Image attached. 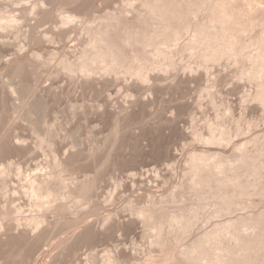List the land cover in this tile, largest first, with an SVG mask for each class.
Segmentation results:
<instances>
[{
  "label": "bare ground",
  "instance_id": "bare-ground-1",
  "mask_svg": "<svg viewBox=\"0 0 264 264\" xmlns=\"http://www.w3.org/2000/svg\"><path fill=\"white\" fill-rule=\"evenodd\" d=\"M21 1L27 3V0ZM30 1L28 0V2ZM135 1L123 0L125 4L122 5V3L120 8L109 10L99 16L95 15L96 19L94 17L90 18L94 0H32L29 6L26 4L21 7L22 9L19 8L21 12L23 11V15H15L12 10V13H9V10H6L7 13L4 10L0 13V30L9 32V29L12 28L13 32L11 30L10 34L14 33L15 36L20 31L19 27L23 24H20V20L24 19V15L26 16L27 13L31 14L33 12V19L37 17V23L44 21L47 17L58 19L56 24H53L55 27L53 25H50L52 27L48 26V29L45 32L43 31L42 34H40L41 31H37V33L40 32L38 35L33 31L30 33L28 30L27 33H30V35L28 34L30 38H28V41H32V45L37 43L36 46L33 45L34 48L38 46V43L44 42L45 39L50 41L59 36L62 38L67 30L65 29L67 25L80 24V32L84 31L85 37L81 38L83 41L80 43L79 51H77L75 57L70 58L65 53L58 57V53H49L52 59L58 57L56 60L58 68L55 67L51 76L56 77L61 70H66L70 73H67L68 75H80L83 79L85 78V81L86 78H93L96 74H108V76L111 74L116 78L119 73L128 74L134 79L133 83H130L131 92L128 88L129 93L126 95L130 93L131 97L134 94L137 95L133 103L137 108H131L130 111L124 110V112H122V108L121 114H116V112L110 110L103 117V122L105 121L108 128V133L103 140L104 143L95 146L87 154L88 156L92 154L94 156L92 160H94L99 151L104 152L97 159L99 161H97L96 166L98 165L99 172L101 168L105 167V164L111 163L112 165L114 163L116 158L111 157L112 151L110 150L114 147L111 145L115 143V148L117 146L122 150L127 147L124 149H130L131 152L129 157L125 158L124 156L125 159L115 162L117 165L120 162L121 164L122 162L123 164L126 162V164L131 162L133 164L137 155L144 153L140 145V139L143 135L145 136V133H143L145 131L141 134L131 133V128L135 124L144 122L147 115L152 114L147 111L148 104L141 98L140 92L141 90L142 92L147 91L145 88L147 86L149 88L152 80L155 87L152 89L158 91L159 88L161 89L160 84L163 82V73L173 71L179 64L174 59V57L178 58L177 52L178 54L188 55V60H191L188 61L185 57L188 63H185L186 61L182 65L180 63L179 65L182 68L178 65L180 70L192 73V71L196 72L200 69L199 76L201 78L204 73L210 70L209 68L212 70L215 62L227 60L234 63L236 65L234 77L236 76V79L242 81L247 79V81L250 80L254 83V86H252V88L254 87L253 91H249L251 93L248 95H242L244 98H241L243 101L245 97L250 98L249 100L255 103L252 106L253 109L260 110L262 112L260 113V115L262 114L261 119H264V0H138L140 5L133 4ZM56 4H59L60 7L64 6L66 9H56ZM48 5H51V7H48ZM69 5L75 7L67 9ZM37 23L36 25H38ZM14 27L19 30L16 31L17 33L14 32ZM54 34L57 36L54 37ZM19 35L20 32L17 36ZM3 42V40L0 42V46ZM17 44L21 43L18 42ZM16 47L20 50L23 46L21 44V47L20 45H16ZM40 52L33 49L31 56H12L13 58L9 61L6 60V64L0 62L7 65L9 76L7 77L9 81L5 82L6 84L1 86L2 89L0 90V115L14 109L11 106L14 104H9L10 99L8 102V98L11 96L8 97L7 94L16 92L19 103L16 106L14 105L15 110L21 108L23 119L27 120V124L32 131L34 130L37 133L36 136L38 134V136L42 135L43 138L37 136V142L34 144H36V148L45 150L50 146L49 139L51 138L46 136L49 131L43 128L41 123L43 120L40 121L39 118L41 117H37V115L42 116L47 111L46 108H48L49 102L45 100V95L44 97L42 95L36 96L32 101L29 99L33 89L32 85H34L30 84L29 77H38L35 60L40 55L43 56ZM1 56L0 60H3L5 56ZM0 66L3 67L4 65L0 64ZM152 71L157 73H150ZM175 77L178 78V76ZM93 81L91 80V82ZM178 81L176 84L179 85L174 84L173 86L179 88L184 83L186 84L188 79L185 82L180 77ZM148 83L149 85H147ZM235 83H238V81ZM205 85L200 86L198 93L201 91V97L202 92L203 95L209 96L213 105L216 106L215 104L219 103L214 101L216 99H213L215 96L214 91L212 93L210 85ZM98 91L100 92L99 87ZM247 98L246 100L249 101ZM246 100L245 102H247ZM213 105L211 106L214 108ZM73 107L75 110H81L77 108L80 106L73 105ZM219 108L215 107L214 110L217 109V112L220 113L221 111L222 113V109ZM217 112L216 115L219 114ZM215 114L213 117H215ZM220 114L216 116L217 119L212 118V122L211 120L210 122L205 121L206 125L204 124V127L207 130L204 132H199L200 130H196V128L192 129L191 134L181 130L179 133L177 132L180 137L181 135L184 138L186 136L191 142H202L203 147L197 146L186 151L182 167L184 178L177 183L173 190L164 195L150 198L146 202H127L128 206L131 207V215H133L127 226L142 223V237L146 239L148 245L147 261L149 263L264 264V206L259 204L261 199L264 200V197L262 198L264 195V132L239 137L241 129L243 134L247 126L244 125L245 128H242L241 125L236 123L238 120H235L236 124L232 125L233 122L225 121V113ZM163 116L159 118V122L169 125L171 118L166 117V115ZM221 117H224V120ZM248 125L250 127L251 123ZM142 127L144 128V126ZM159 130L156 136L151 137L152 148L150 147V151L154 152V155H160V153H164L169 149V141L165 140V133ZM176 130L178 131V129ZM126 132H128V135H126ZM70 133L74 138L77 135L74 130H71ZM234 135L239 137L238 140L233 141ZM11 140L7 138L6 141L0 142V158L6 152H20L22 141L21 143H15L17 139L15 141L14 139ZM119 149L116 148L117 151ZM80 152L77 149L70 152L65 158L52 156L42 172L22 175L25 182L19 187H10L8 177L11 174L20 175V169L15 168L14 163L8 160L0 163V264L31 263L29 261L30 259L32 261V254H35V249L38 248L40 242L45 238L47 239L46 235L52 233V230H56V226L58 228L59 225H64L69 230V235L66 234L67 236L60 237L53 243L52 250L50 249V253L47 251V256L45 255L48 261H42V264H52L56 261L62 264H74L71 257L76 253L79 246L86 243L91 244L99 239L106 228V223L109 221L114 225L115 219L109 214L99 217V226L89 222L84 214L75 217L69 216L71 208L74 206H82L81 208L84 209V205L88 202L89 192L95 187L98 177L94 174L91 177L75 178L70 183L65 182L62 172L76 167L75 163L78 157L81 156ZM95 163L96 160L93 164ZM13 193H18L22 197L25 196V204L12 205L11 196H14ZM256 195L261 196V199H257ZM65 198H71L73 205H69L67 201H64ZM253 198L257 199L259 203H254L256 201L252 200ZM178 202L184 204L176 205ZM245 207L253 209L232 215L237 210L245 209ZM92 209L97 210V204H94ZM80 212L82 213V211ZM212 216H223V218L218 221L216 219L212 221L213 224L210 222L211 224L207 226L206 223L209 222ZM79 225H81V228L77 229ZM200 225L203 227H200ZM53 250L54 252H51ZM89 258L91 259L89 260ZM89 258H87L89 260L87 264H114L117 260V257L109 252L101 257L94 253Z\"/></svg>",
  "mask_w": 264,
  "mask_h": 264
},
{
  "label": "rangeland",
  "instance_id": "rangeland-1",
  "mask_svg": "<svg viewBox=\"0 0 264 264\" xmlns=\"http://www.w3.org/2000/svg\"><path fill=\"white\" fill-rule=\"evenodd\" d=\"M30 2H28V0H27V3L25 1L23 3L21 0H0V13H2L3 10L6 13L9 10V13H10L12 10L13 14L15 13V15H18V16L19 14L23 15V11L21 12L19 8L22 9L21 7L26 4L29 6ZM137 2L138 0L133 2V4L135 3V5L136 4L140 5V3L139 2L137 3ZM122 3H123V0H106V1L97 0V2L96 0H94V6L92 7L90 11L91 12L90 18L92 19V17H94V19H96L97 18L96 16H99L100 14L102 15L103 13H106L109 10L110 11L114 9L116 10L120 8V6L125 4V2L123 4ZM56 5H55L56 9L65 8L64 6L60 7L59 4H56ZM48 7H51V5H48ZM74 7H75L74 5L73 7L69 5V8L67 6V9H73ZM32 13L31 14L27 13L26 16L24 15V19H21V17L19 18V20L21 19L20 24L23 23L21 24V27H19L20 31L16 30L14 27V30H15L14 32L16 31L20 32L19 36H17L19 32L18 33L16 32L17 34L15 33L16 36L13 35L14 33L10 34L11 30L13 32L12 28L9 29L10 30L9 32H6L7 30H5V32L4 30H0V36H1L0 42H2V40L4 41L2 45L0 46V56L1 55H2L1 57L5 56L3 57V60L4 59L5 60L3 61L1 59L2 61L0 60V62L5 63L6 60L9 61V59L13 58L14 56L15 57L17 56L27 57L26 55L31 56V52L33 51V49L41 51L40 53L43 54V56L40 55L35 60L36 71L38 72V77L39 76L40 77L39 78L37 77L38 79L35 78V76H31L32 78L29 77L30 84H34L32 85L33 89L30 93L29 99L30 101H32L33 98H35L36 96H40V95H42L43 97L44 95L46 96L44 98H46L45 100L49 102V103L47 102L48 103V108H46L47 111H45V113H43L42 116L37 115V117L38 116L41 117L39 118L40 121L43 120L41 121L43 128L46 131H49V134L47 132L48 135L46 136L51 139H49L50 146L48 145L49 147L46 148L47 150L39 149L35 147L36 144L34 143L37 142V136L39 134L36 136L37 133L34 132V130L32 131L31 127H29V125L27 124L28 123L27 120L23 119V116L20 111L21 108L19 110L16 109L17 110L16 112L14 105L16 106V104L19 103V99L17 98V93L10 92L9 95L7 94L8 97L11 96L8 98V102L10 99L11 102H9V104L11 103L14 104V105H11L13 106L14 109H10L9 111H6L7 113L3 112L5 114L2 113V115H0V119H1L0 121V142L6 141L7 138L8 140H11V138H13L14 141L17 139L15 143H18V142L21 143L22 141L21 143L22 148L20 152L19 151L16 153L13 151H11V153L6 152L4 155L5 157L2 156L0 158V163H3V161L5 162L8 160V161H11V163L12 162L14 163V166H16L15 168H18V170L20 169L19 170L21 173L20 175L11 174L8 177V184L10 187H19L25 182L24 179L22 178L24 175L25 176L29 175V173L33 174L32 172L34 173L38 171L42 172V170H44V167L47 164V161L52 156H56L57 158H65L70 152L72 151L74 152L77 149L80 150L81 154L80 153L79 154L81 156L79 155L80 157H78L76 161V163L77 162L78 163L77 164L75 163L76 167H73L70 170L67 169L62 172L64 175L65 182L70 183L72 180H75V178L81 179V178L91 177L94 174H96L98 177L96 179L95 187L89 192V195H88L89 198H87L88 202L84 205L85 207H87V209H85V207L83 206L85 209L84 211V209L81 208L82 206L81 207L77 206L79 208L74 206L76 207V209H74V207L71 208L72 210L70 211V213L68 212L69 216L75 217V216H79L80 214H84L86 216L85 218L89 222L95 223L96 225L99 226L100 224L99 217L101 215L109 214L113 216V218L115 219L114 220L115 222H114V225L113 223H110V221L106 223L107 225L105 224L106 226L103 225L106 228L101 234L99 239L93 241L91 244L86 243V244H82L81 246H79L76 253L71 257L73 263L74 264H87V261L89 262V260L91 259L89 257L92 254L95 253L96 255H98V257H101L103 254L109 252L110 254L117 257V260L114 264H153L147 261L148 245H147L146 239L142 237V230H143L142 223H138L135 225L133 224L132 226H127L128 222L133 216L131 215V211H130L131 207L128 206L127 202L128 201H132L134 203H141L143 201L146 202L150 198L164 195L168 193L170 190H173L175 188L177 183L184 178L182 167H183V162H184L183 160L186 155V151L189 150L190 148H194L197 146L203 147L202 142L200 143L199 141L197 142L193 140H192L193 142H191V140L187 138L186 136L185 138L182 135L180 137V135H178L177 132L179 133V131L181 130L184 132L186 131V133L188 134L189 133L191 134V131H193L194 128H196V130H200L199 132L206 131L207 128L204 127L205 121L207 120L210 122L211 120L212 122L213 121L212 118L214 120L217 119L216 116L221 113V111L220 113L217 112L218 111L217 109L215 111L214 110L215 107L217 108L220 107L219 109H222L223 111L222 113H225L224 115L226 119L225 121L233 122L232 125H234V123L236 122L235 120H238V122L236 123L241 125L242 128L244 127V125L245 127L246 126L248 127V128L244 127L246 130L244 129L243 134H242V129H241L240 133L242 134V136L240 134L239 137H245L252 133L256 134V133L264 132V119H261L262 114L260 115V113L262 112L260 110L259 112L257 108L253 109L252 106H254L255 103L253 101L251 102V100H249L250 98L245 97V100L246 98L249 100V101L246 100L248 104L247 102H245V100L243 101V99L241 98L243 97L242 95L244 96L248 95L253 91L252 89H254V87L252 88V86H254V83L252 81L250 82V80L247 81V79H243V81L236 79L235 78L236 76L234 77L235 75L234 69L236 65L227 60H221L223 62L218 61L219 63L218 62L213 63L214 67L211 65L212 70L211 68H209L210 73H208L209 71L204 73V75H202V78L201 76H199L201 73L200 69L196 70V72L192 71V73L186 70L184 71L180 70L181 67L179 64L181 63L182 65L184 61H186L185 63H188L187 60L189 56L187 55L188 56L187 57L186 55H182L181 53L178 54L177 52L179 59L177 57H174V59L177 60L179 64H177V68H174L173 71L171 70V72L170 71L167 72L168 74L163 73L164 76L162 80L164 83L163 82L162 84L159 83L161 85L160 86L161 89L159 88V91L153 90L152 88H155V87L153 85L154 82L152 80L153 83L151 82L150 85L149 83L147 84L149 85V88L148 86L147 88H145L147 89V91L144 90L142 92L141 90L142 93L140 92L141 98L145 100L148 104L147 111L149 113H152L153 115L148 114L149 116L147 115L146 119H144V122L135 124L136 128L135 126L132 127L131 133L141 134L143 131H145L143 133H145L146 137L143 135L140 139V145L143 148L144 153H139V155H137V158H136L137 161L135 160L136 162L134 161L133 164L132 162L130 164H126L127 162L125 164H123L122 162L121 164L120 162V164L118 163L117 165L115 162H119V160L129 157L131 152L129 148H128L129 150L124 149L127 147H124L122 150H120L116 146V148L119 149V151L121 152L117 151L115 148V145H116L115 143L114 145H111L114 147L110 151H112L111 157L114 156L113 158L114 159L116 158L117 161H115L116 160L115 159L112 165L111 163L108 165L105 164L104 165L105 167L101 168V171L99 172L100 169L98 170L97 168L98 165L96 166L97 161H99L97 159L100 158V156H102L104 152L103 153L100 151L99 153L96 152L99 157L97 156L96 158H94V160H92L94 157L92 154H91L92 157H90L91 155L88 156L87 154H89L91 152V149L94 148L95 146L99 144L102 145L104 143L103 140H104L105 135L108 133V128L106 126L105 121L103 122L104 120L103 117H105V115H107V113L110 110H112V112L114 113L116 112V114H121L122 112H124V110L130 111L131 108L136 107L135 104L133 103L135 99L137 98V95L134 94L133 97H131L132 96L130 95L131 93L129 95H126L129 93V90L131 89L130 83H133L134 79H132V76L128 74L123 73L124 74L123 75L119 73L116 75V78L113 77L114 75H111V74H109V76L108 74L107 75L106 74L105 75L96 74L93 78H86V81H85L84 80L85 78L83 79L82 76L80 75L79 76L77 75L78 77L76 76V74L68 75L70 73L66 72V70H61L62 72L63 71L64 72L62 73L60 71L61 73L59 72L56 77H54V75L51 76L52 75L51 73L54 72L53 70L55 69V67L58 68V62L56 60L58 59L59 56L65 53V55L67 54V56H69L70 58H73L78 53L77 51H79L78 48H80V43L83 41V39L81 38L85 37L84 31L80 32L81 30L79 27L80 24L73 23L74 25L75 24L77 25V26L75 25L76 27L72 24H71L72 27L71 25L69 26L67 25V27L65 28L67 30L64 32L65 34L62 35V38L58 35L59 37L58 38L56 37L57 39L54 38L55 40L49 41L47 39L48 40L47 41L45 39V41L43 40L44 42L38 43V46L34 48V46H36L37 43L36 45L35 43H33L34 45L33 46L32 41L31 42L30 40L28 41V38H29L28 34L30 35L31 31H33L34 33L35 32L37 33V31H41V33L40 32L38 33L42 34L45 32V30L48 29L47 28L48 26L56 24V21L58 19L56 17H47L46 19H44V21H40L39 23H37L38 21V20L36 21L37 17L33 19ZM129 14L131 15V13ZM34 22H36L38 25H36V23ZM43 22H46V23H43ZM17 25H19V23H17ZM53 27L55 26L53 25ZM28 30L30 33H27ZM23 32H25L27 35H24L25 33L23 34ZM5 33H9V34H5ZM3 34H4V37L2 38ZM48 35L50 34L48 33ZM55 35L56 34H54V37ZM18 42L21 43L23 46L20 50H18L16 47V45H20L21 47V44H17ZM29 42L31 43V45L29 44ZM14 43H16L15 46H14ZM1 48H4V49H1ZM14 50L16 51L18 50L19 52L18 51L16 52ZM51 52L58 53L59 54V55L57 54L58 57L52 59V57L49 55V53ZM18 53L20 55H17ZM181 56L184 58H182ZM185 57L187 60L185 59ZM188 61H191V60H188ZM3 63H0L1 65H4L3 67L0 66L1 67L0 68V84L3 82L0 85V90L2 89L1 86L5 85L9 81V79L7 80V77H9L7 67H6L7 65H5L6 63L5 64ZM230 63L232 64V66L230 65ZM178 65L180 68L178 67ZM6 71H7V74H6ZM175 72H178V73L175 74ZM150 73L153 74L157 72L152 71ZM174 76H178V78L177 77L174 78ZM180 77L181 79L183 78V81L185 82H186V79H188V81L190 80L191 81L190 82L187 81L186 84L182 82L184 84L182 86H179V88L178 86L177 87L173 86L174 84H176L178 79H180ZM209 77H212V78H209ZM15 80L17 81V79ZM91 80L92 81L94 80V81L91 82ZM234 81L235 82L238 81V83H235ZM201 84L204 86H206L205 84L210 85V87L212 88L211 92L213 93L214 91L213 94H215L216 96V97L214 96L213 99H216L214 101H217L220 105L215 104L216 106H214L213 103L211 102L212 99H210V97L207 95H203V92L201 93L202 97L200 96L201 91H199L198 93V90H200V86L203 87ZM95 85H96V88H95ZM162 85L164 88L162 87ZM98 87L100 88V92L98 91ZM95 90L98 92H96ZM209 102H211L212 104ZM73 105L80 106L77 108H80L81 110L77 108H76L77 110H75ZM211 105H213L214 108ZM92 106H95V107H92ZM159 107L161 108L159 109ZM19 111H20V114H19ZM216 112L219 114L216 115L215 114ZM214 114H215V117H213ZM161 115L162 116L164 115L163 117H165L166 115V117L171 118V122L168 123L169 125L161 124V121L159 122V118L162 117ZM224 117H221V119L223 118L222 120H224ZM239 119L243 121L244 124ZM250 123L251 125L249 127L248 124ZM227 124H231V123H227ZM142 126H144V128ZM43 128L41 129L42 131H43ZM156 129H157V132H156ZM176 129H178V131ZM71 130H74L75 133L77 132V135L75 134L76 135L75 138L73 135H71L70 133ZM148 130L150 131L148 132ZM158 130L162 133H165L164 134L165 140L167 142L169 141L168 142L169 149L164 151V153L163 152L160 153V155L157 154L158 157H156L157 155H154V152L150 150L152 148V141H151L152 138L151 137L156 136L157 135L156 133H158ZM148 134H149V137H148ZM126 135H128V132H126ZM234 136L235 137H233V141L238 140L239 137L238 136L236 137V135ZM38 137L40 138L42 137V135ZM234 138L236 139L234 140ZM32 147H34L35 149L34 148L31 149ZM95 160H96V163L93 164ZM96 168L98 170V171L96 170L97 172L95 171ZM17 194L18 193H15V194L13 193L12 195L14 196H11L12 205L13 204L16 205L20 203L25 204L24 203L26 200L25 196L22 197V195H19V194L17 195ZM256 197L258 199L261 196L256 195ZM263 197L264 195L262 196V198ZM254 198L252 200L256 201L254 203L257 204L258 201L257 199H254ZM64 201H67L69 205H73L71 198H67V199L65 198ZM260 202L261 203L259 202L258 203L261 206H264V200L261 199ZM94 204L95 205L97 204L98 211L96 209H92ZM180 204L182 205L184 203L178 202V204L176 205H180ZM89 206L90 208H88ZM250 207H247V208L245 207V209L239 208L240 210H237L232 215H235L237 213H244L245 211L248 212V210L251 211L253 208H250ZM255 207L257 206L255 205ZM80 211H82V213ZM66 215L68 216L67 213ZM222 218L223 216H220V217L212 216L209 222L207 221V223L206 222L205 223L207 224V226H209L212 223V221L216 219H217L216 221H218ZM80 226L81 225L77 226L78 228L77 227L76 228L80 229L81 228ZM200 227H203V226L200 225ZM68 231L69 230L66 227H64V225H59L58 228L56 226V230L54 231L52 230V233H48L46 235L47 239L45 238L44 239L45 241L44 240L41 241L42 243L40 242L38 248L35 249V254H32L33 258H32V261L30 259L29 262L31 263L29 264H38L40 260H41L40 261L41 264H42V261L43 262L48 261V258L46 257L47 251L48 252L50 251L53 243H55L60 237L69 235ZM51 252H54V250ZM153 253L156 254L155 252ZM87 258H89V260ZM52 264H62V263L59 261H56V262H53Z\"/></svg>",
  "mask_w": 264,
  "mask_h": 264
}]
</instances>
